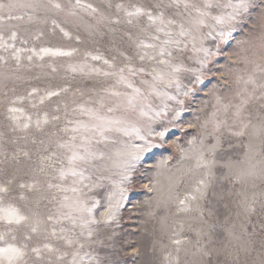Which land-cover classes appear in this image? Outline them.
Segmentation results:
<instances>
[{
    "label": "rangeland",
    "instance_id": "rangeland-1",
    "mask_svg": "<svg viewBox=\"0 0 264 264\" xmlns=\"http://www.w3.org/2000/svg\"><path fill=\"white\" fill-rule=\"evenodd\" d=\"M0 3L16 6L0 10V184L11 181L10 193L0 199V206L11 203L27 215L38 214L43 221L37 233H30L26 225L9 226L0 221V234L12 231L18 244H28V264H69L77 250L83 258L80 264H206L209 259L212 264H259L264 244V155L260 140L251 132L252 125L264 115V100H251L240 118L234 116V108L225 113L223 104L239 102L235 94L244 85L237 84L236 78L247 79L254 72L255 65L246 64L243 57L260 63L258 45L264 34L259 21L261 0H253L257 7L250 9L224 40L216 34L218 27L202 29L203 46L214 55L203 66L199 82H194L193 72H183L179 90L175 85L160 89L176 99L148 95L147 115L141 116L139 110L110 114L125 117L129 128H139L149 147L131 160L128 154L135 151L134 146L145 144L134 133H111L105 143L94 145L104 158L83 166L85 176L90 177L84 181L88 187L78 185L82 192L75 195L88 207L99 202L92 212L97 223L83 229L78 213L75 227L68 220H47L49 215L55 218L60 211H67L61 208L65 195L74 196L48 188V184L71 185V178H58V170L67 167L66 149L58 145L70 141L77 121L87 122L88 117L80 113L81 106H112L120 98L111 92H131L118 83L119 69H125L123 75L136 87L142 91L147 88L141 81L151 80L147 72L157 65L140 59L145 52L154 53L138 45L140 41L154 42L155 26H150L146 15L128 17L126 11L140 7L154 16L163 12L177 25L183 22L187 26L186 13L182 5L179 9L170 6L172 0ZM55 4L61 7H53ZM8 15L22 19H8ZM201 56L189 45L180 60L187 68L200 70ZM129 67L144 68L145 73L132 76ZM255 77L259 83L258 71ZM248 90L252 91L251 85ZM50 92L58 95L48 96ZM217 97L221 104H217ZM12 108L17 111H9ZM241 120L252 123L245 135H233ZM223 121L227 123H221L216 131V123ZM162 131L163 138L156 135ZM249 144L254 146L251 151ZM201 153L205 162L214 161L209 168L197 167ZM200 179L206 182L201 186L203 196L195 192ZM20 184L35 188L21 189ZM21 194L26 198L23 201ZM191 195L198 199L189 201L190 210L179 211V200ZM110 204L111 218H106L102 214ZM249 206L255 211L248 212ZM89 218L83 214L84 220ZM54 228L57 237L64 228L63 234L78 239L83 248L79 244L69 247L64 240L49 236ZM29 234L32 239L26 241L24 236ZM174 240L181 243L176 245ZM45 243L57 251L43 250ZM32 247L42 248L41 258L31 253ZM201 249L211 256H203ZM65 252L68 255L58 259Z\"/></svg>",
    "mask_w": 264,
    "mask_h": 264
},
{
    "label": "snow or ice",
    "instance_id": "snow-or-ice-1",
    "mask_svg": "<svg viewBox=\"0 0 264 264\" xmlns=\"http://www.w3.org/2000/svg\"><path fill=\"white\" fill-rule=\"evenodd\" d=\"M79 4V0H77ZM183 6L184 12L186 13L185 19L187 21V26L185 23L181 22L177 25V22L173 19L166 18L163 12H160L158 15L154 16L152 12H146L144 9L140 7H134L132 11H126V15L128 17H139L142 15H146L150 26H155L156 34L152 36L153 43H145L144 41H140L139 47L142 49H152V55H149L147 52L140 56L141 60L145 58L154 61L157 67H153L151 72H147V75L151 77V80H142L141 83L147 85L145 91H142L140 87H136L134 83L129 80L127 77L123 75L125 69H119V80L118 83L124 84L126 88L131 89V92H119L113 91L111 95L117 98H120V101L112 106H105L101 104L99 108H89L85 106L80 107L81 115L87 116L88 120L85 121H77L75 126L71 129L73 135L70 141L61 143L58 147L66 149V160L67 167H61L58 170V178L61 181H67L71 178V185L68 187H64L61 184H48V188H57L62 192H72L74 194L73 197H69L65 195L63 200L65 203L61 204L62 209H67V211H60L57 217H53L49 215L47 217L48 221H53L54 223H60L62 220H68L72 223L73 227L77 226L78 217L75 214H80L81 223L79 226L83 229L87 227L89 224H95L97 221L94 217H92L93 209L99 203L98 201L93 202L91 207H88L87 204L79 198L78 195L82 192V188L78 187V185H83L84 187H88V185L84 184L86 179H90V177L85 176V171L87 170L84 165L90 164L93 160L103 159L104 153L95 149L94 145H99L101 143H105L110 137L111 133H123L124 135H132L133 133L137 136L138 139L145 141L143 146H134L135 151L129 153L131 160H135L138 158L139 153L143 152L147 147H149V143L146 136L140 134V129L136 127L129 128L128 120L123 117H117L110 115L117 111L123 110L124 112L137 111L141 116L147 115L144 111V108L147 106L145 101L148 95L155 96H167L168 99H176L174 96H168L166 92L160 91L161 88L172 87L175 85L177 90L181 87L180 74L183 72H193L195 76L194 82H199L203 76L202 68L206 64L209 57L214 55V53L203 46V40L205 39L204 33L202 29L204 28H212L215 30L217 27L219 31L216 33L220 40H224L227 38L229 32L236 26L237 22H241L245 16L248 14L250 9L257 7L253 3V0H226V2H221V0H201V2L197 3L195 0H172V5L179 9ZM16 7L15 5H5L0 3V10L5 8L11 9ZM53 7L59 9L61 6L59 4L53 5ZM90 7V6H89ZM118 8L122 7L117 5ZM261 12L259 14V21L261 28H264V0H261ZM217 10H219L217 12ZM93 11H95L93 9ZM217 12V14H214ZM8 19H22V17H13L12 15H8ZM209 21L211 23H209ZM129 23L132 21L129 20ZM163 34V38L160 34ZM67 35V33H65ZM211 35V33H209ZM15 39V33L12 36ZM215 38V37H213ZM243 43V42H238ZM191 45V50L197 53H201L202 56L198 59L199 64L201 65L200 70H193L187 68L183 61L180 60V56L183 55L185 50L189 48ZM260 50V63H256L255 60H250L248 57H243L246 64H254V72L247 76V79L244 76H237L236 83H243V90H238L236 92V99H238V103L233 104L229 101L226 104H223V110L225 113L229 111V109L234 108L235 113L234 116L236 118H240L242 113L246 110L251 100L261 99L264 100V34L260 37V43L258 45ZM43 52L48 53L51 50L42 49ZM53 55H70V53L64 52H53ZM17 59L19 57L17 56ZM31 59V57H29ZM93 59H100L98 56H94ZM106 64L108 61H104ZM260 73V82H257L255 77V72ZM128 72L130 75L135 76L137 73H145L144 68L133 69L128 68ZM105 75H116V73H105ZM248 85L252 86V91L249 92ZM259 88L260 95L256 96V89ZM35 92V89L33 90ZM187 94L186 92L184 93ZM31 95V94H30ZM48 96L58 95L56 92H50L47 94ZM41 103H43V98H41ZM178 103H182V101H178ZM217 104H221V98L217 97ZM264 109V105L261 106ZM11 112L17 111V109H9ZM159 115V113H157ZM179 113H177V116ZM215 116V113L213 114ZM58 119V117H57ZM44 122L47 123V117H45ZM40 121H37V127H40ZM221 123L226 124V121L217 122L215 125V130L219 131ZM251 120L248 122L240 121V128L238 131H234L232 134L236 136L245 135V130L249 128L251 125ZM25 128L28 127L27 124L24 125ZM68 131V129H65ZM151 135V133H149ZM159 137L163 138L165 133L159 132L156 133ZM251 135L258 138L260 140L261 145V155H264V115H261L259 119V123L257 125H252ZM77 139H79V143H77ZM215 145L212 146L211 151L214 153ZM249 150L253 149V145H248ZM210 163L205 162L203 153L200 154L198 158L197 167L209 168ZM126 165H130V160L125 161ZM126 178V177H125ZM10 184L9 181L7 184H0V199L4 196H7L10 193ZM201 186H206V182L203 179L197 181V186L195 188V192L199 193L200 196H203V191ZM19 187L21 189L28 188L34 189L35 185H25L20 184ZM20 200H25V196L21 194L19 196ZM198 199L197 195L185 196L184 199L179 200V204L182 206L178 210L179 211H188L190 210L189 201ZM71 201V202H69ZM248 212H254L255 209L251 206L247 208ZM87 213L90 217L87 220L83 219V214ZM106 218H111V204L109 205V209L103 213ZM0 221L5 224L11 225H26L28 226L30 233H37L38 228L43 222L38 214L33 213L32 215H27L21 211L20 208L14 206L9 203L6 206H0ZM61 235L57 237V232L55 228L49 233V236L56 237L58 239H62L65 243L71 247L73 245L79 244L78 239L73 236L64 235L65 229L61 228ZM83 234V233H82ZM91 231H88V236H91ZM24 239L30 240L32 236L25 235ZM174 244L179 245L181 243L180 240H174ZM80 248H83V244H79ZM28 244H18L17 236L9 231L4 234H0V264H28L25 259L28 256ZM261 258L259 264H264V244L261 245ZM43 250H47L48 252H55L57 249L53 248L50 244H43ZM179 251V249H177ZM31 253L35 254V256L39 259L41 258L42 248L41 247H32L30 249ZM201 253L203 256H211V253L206 249H201ZM68 253H62L58 259L63 260ZM79 251L72 253V259L69 264H80V260L82 257H79ZM206 264H212L211 259H209Z\"/></svg>",
    "mask_w": 264,
    "mask_h": 264
}]
</instances>
